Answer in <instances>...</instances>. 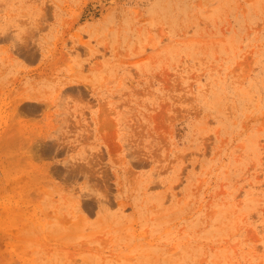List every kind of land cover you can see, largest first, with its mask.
<instances>
[{
	"label": "rangeland",
	"instance_id": "rangeland-1",
	"mask_svg": "<svg viewBox=\"0 0 264 264\" xmlns=\"http://www.w3.org/2000/svg\"><path fill=\"white\" fill-rule=\"evenodd\" d=\"M0 264H264V0H0Z\"/></svg>",
	"mask_w": 264,
	"mask_h": 264
}]
</instances>
